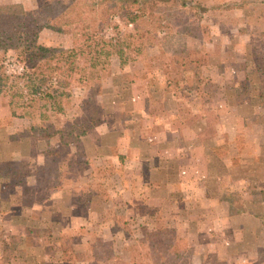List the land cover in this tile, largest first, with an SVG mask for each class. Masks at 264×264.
I'll return each mask as SVG.
<instances>
[{
	"label": "rangeland",
	"instance_id": "obj_1",
	"mask_svg": "<svg viewBox=\"0 0 264 264\" xmlns=\"http://www.w3.org/2000/svg\"><path fill=\"white\" fill-rule=\"evenodd\" d=\"M47 1L0 0V5L17 3L26 10H35ZM208 2L210 6L202 23L208 28L207 32L191 43H184L202 49L207 55L210 53L206 61L212 60L211 64L219 58L228 63L224 65L227 72H222L224 66L217 67L214 72L219 83L212 77L215 83L209 80L208 84L202 82L195 86L189 73L167 75L160 66L144 71V59L120 64L119 59L112 56L108 58L110 65L107 67L103 65L106 58L89 49L79 52L70 35L48 29L41 31L39 42L63 49L67 67L76 65L81 70L84 67L89 70L84 83H80L81 74H74L66 88L69 96L63 101L60 114L51 113L41 120L37 109L24 107V100L16 104L14 115L10 108L5 110L4 125H11V118L26 120L28 126L20 133L22 136L27 135L29 129H36L33 148H37V155L31 164L38 167L44 161L49 162L50 179H45L48 184L44 187L61 188L62 196L54 197L52 191L39 186L37 180H43L42 173L35 171L40 177L30 183L27 188L30 190L22 189L26 196L32 193L35 198L14 199L15 204L11 206L15 215L21 216L20 226L24 227L14 229V234L8 224L3 222L5 229H1L0 223V264H125L129 259L126 247L143 241L142 227L156 223L172 230L179 238L176 245L181 254L179 256L180 251L171 254L172 264H264V244L258 247L259 255L247 253L242 248L235 254H231L229 248L225 251L219 248L221 241L243 240L241 232L230 230L232 219L242 217L243 221L244 215H252L264 226V100L259 105L247 104V96L238 94L236 104H245L237 107L231 103L232 99L230 103L226 99V96H237L229 95V90L245 87L249 82L259 83L252 73L259 60L264 62V43L260 36L264 17L258 20L264 13V6L259 0ZM114 24H118L117 29H112ZM128 31H132V27L117 18L102 30L105 37L117 36L121 40ZM178 45L176 43L175 47ZM166 47L167 56L171 48ZM147 52L159 56L160 49L153 46ZM4 59L6 72L13 81L22 64L11 53ZM168 79L181 83L182 91L175 92L173 98L170 92H164ZM17 84L23 89L25 83L20 79ZM119 84L128 90L115 99L109 89L115 88L117 93ZM262 85L264 87V82ZM156 87L160 89L159 96H156ZM144 93H147L145 101ZM2 105L6 104L0 102ZM144 106L150 108L153 117L180 129L183 134L179 152L180 178L168 179L164 183L167 184L164 193L153 191L155 184L148 179V168L139 159L142 157L139 145L155 132L152 133L151 123L148 127L145 122L144 126ZM93 115L95 121L90 122ZM77 118L84 128L90 124L87 132L95 134L92 136L95 142L100 140L96 138L98 132L92 128L117 131L118 138L113 140L118 141L116 147L108 155L100 151L99 161H89L84 154L86 143H72L61 130L71 128ZM128 145L138 150H125ZM207 179L211 183L206 185ZM8 188L11 192L14 190ZM20 189L18 187L15 192L18 194ZM98 189H104L106 194H100ZM26 204L36 213L31 226ZM46 209L49 211L47 217L43 216ZM71 211L73 216L69 214ZM8 216L4 214V219ZM220 219H224L223 225L227 227L224 231H218ZM261 233L250 232V245L247 246L261 239L264 241V227Z\"/></svg>",
	"mask_w": 264,
	"mask_h": 264
},
{
	"label": "trees",
	"instance_id": "obj_2",
	"mask_svg": "<svg viewBox=\"0 0 264 264\" xmlns=\"http://www.w3.org/2000/svg\"><path fill=\"white\" fill-rule=\"evenodd\" d=\"M259 1L264 6V0ZM209 6L208 0H49L35 10H26L17 3L0 5V98L7 100L13 115L16 104L24 100V107L37 109L39 119L45 120L49 114H60L63 111V101L69 96L66 88L74 74H81L80 83L86 81L88 67L82 70L76 65L67 67L63 61V49L39 42L43 29L70 35L79 52L89 49L97 56L106 58L103 65L107 67L110 65L108 58L112 56H116L120 64L144 59L145 69L152 70L160 66L167 75L187 72L195 86L202 82L208 84L210 81L201 74V68L207 62L205 51L196 46H187L186 43H191L207 32L208 28L202 23ZM263 17L264 13L258 20ZM115 18L132 27V31H128L123 40L117 36L107 38L103 35L104 26L108 27ZM117 27L118 24H114L112 29ZM260 36L264 43V30ZM176 43L178 47H175ZM153 46L160 49L159 56L148 54L147 49ZM166 46L171 48V54L167 56ZM8 53L13 54L17 62L22 64V71L14 75L13 81L4 65V56ZM253 72L252 75L259 83L249 82L247 86L241 85L228 93L246 95V100L251 104L259 105L264 100L262 59L256 63ZM20 79L25 83L22 86L25 92L17 84ZM122 85L116 86L120 87L117 93L115 88L109 89L115 99L125 95L124 92L128 90ZM178 91H182L181 83L168 79L164 92H170L173 98ZM159 94L160 89L156 87V96ZM89 120L94 122V115ZM79 121L77 118L71 128H61L72 143H79L90 126L88 124L84 128ZM9 165L10 178L26 175L22 166L15 163ZM44 174L47 176L46 170ZM10 180L18 182L16 179ZM101 190L105 195V190ZM141 232L143 241L126 247L129 259L125 264H172L171 254L180 251L176 245L179 238L175 232L157 223L142 227ZM248 247L242 248L250 250ZM240 248L236 246L232 253Z\"/></svg>",
	"mask_w": 264,
	"mask_h": 264
},
{
	"label": "crops",
	"instance_id": "obj_3",
	"mask_svg": "<svg viewBox=\"0 0 264 264\" xmlns=\"http://www.w3.org/2000/svg\"><path fill=\"white\" fill-rule=\"evenodd\" d=\"M212 28V27H211ZM213 34V32L211 33ZM40 39V38H39ZM207 55V53H205ZM210 53H208V58H210L209 56ZM223 55V53H222ZM221 55V56H222ZM206 56V58H207ZM212 62V60L207 61L206 64L204 66H202L201 68V74L203 77H205L206 79L210 80L211 82H214L211 78H215L216 79V83H219V77H217L215 70L217 67H223L224 65L228 64L227 62H225L224 60H222L221 58H219L216 62H214L213 64L209 63ZM144 71H146V69L144 68ZM222 72H227V67L224 66L223 71ZM249 72V71H248ZM252 72V71H250ZM220 80H222V78L220 77ZM215 83V82H214ZM149 86V90H150ZM148 92V91H147ZM145 97H147V93H144V101H145ZM239 95L237 96H233L232 98H230V96H226V99L228 100V102L230 103V99L231 103L234 105H237V99H238ZM0 102L3 104H6L5 106H0V216L2 214L3 217L0 218V223H1V229H3L4 224H8V226H10V228L13 230V233L16 234L14 231L15 230H21L23 227L20 226V217L18 214L15 215L14 210L11 208V206H13L14 203V199H20L22 198L24 201L25 200H31L32 198H35L32 193L28 196H26V194H24L25 192H22V189L24 190H30L27 189L30 186V183L34 182V179H36L37 177H40L39 174H37L38 172L35 171H41L42 173V179L40 178L37 180V184L39 186H45L46 184V180L45 179H50V175H49V162L44 161L43 163H41L40 165H38V167H33V165L31 164V162L33 161V157L35 155H37V148H35L36 150H34V131L36 129H29V133L25 136H22L20 133L25 131L28 123L26 120H15V118H11L12 119V123L11 125H4L3 124V120L6 118L7 116V112L5 110L8 111L9 107H8V103L7 100L5 98H0ZM247 104H251L249 101L245 102ZM244 103V104H245ZM244 104H238L237 107H243ZM10 113V112H9ZM9 116V115H8ZM29 119V118H28ZM27 119V120H28ZM146 119H148L146 121ZM154 120V121H151ZM18 121V122H16ZM22 121V122H21ZM150 121V122H148ZM21 122V123H20ZM149 127L148 123H151V130L152 133L150 136H146V138H144V143H142V145H139L140 151H141V156H139V159L141 161L144 162V166L146 165V167L148 168L147 172H148V179H150L153 184H155L153 191L154 192H161L164 193V188L165 186H167V184H164L168 179H178L180 178L179 176V167L181 166V158H179L180 154V140H182V132L179 129L176 128H172V126H167L164 123H162L161 121L158 120L157 117H153L151 112H150V108L147 106H144V126H146V123ZM95 132V130L98 132V135H96L100 141L95 142V140L93 139L92 136L90 135L91 133L87 132L86 136L81 138V143L84 145V143H86V148H85V152L86 153L89 161H99L101 159V154L99 153L100 151L103 152L104 154L108 155L112 149H114V147H116L115 145H117V140L116 143L113 142V140L117 135V131H112L111 129H105V131H100L99 128L94 127L92 128ZM147 129V128H146ZM146 131V130H145ZM144 131V132H145ZM199 131H196V134L198 135ZM130 133H122V135H129ZM146 134V132H145ZM195 134L194 129H192V135ZM103 136V138H102ZM176 136V137H175ZM171 137V138H169ZM102 138V139H101ZM169 138V139H168ZM108 140V143H106V141ZM206 141H210V140H206ZM79 142V143H80ZM2 143V144H1ZM103 143V144H101ZM206 143V142H205ZM39 144V143H38ZM77 145V144H75ZM37 146V145H36ZM204 148H207L208 145H203ZM192 148H195V146H193ZM130 149H136L138 150V148H132L130 147V145H128V148L125 150H130ZM201 151L203 152V148H200ZM105 150H108V153L105 152ZM190 150H194L191 149ZM144 151V155H142V152ZM165 152H172L173 155L170 156H164L162 155V153ZM35 153V154H34ZM24 160H28L29 162L24 163ZM44 160V158H43ZM197 160H200L199 158ZM193 162V161H191ZM9 163H15L18 164L20 166H22V168H24V170H26V175H24L23 177H17L16 178L14 176H12V178L9 177V171L8 169L10 168ZM95 163V162H93ZM194 166V164H193ZM44 170L47 171V176H45L44 174ZM167 170V171H166ZM14 171V170H13ZM14 174V173H13ZM172 177V178H169ZM207 177V176H206ZM83 178V177H82ZM10 179H16L18 182L15 183L11 182ZM72 181V180H70ZM66 182H69L66 181ZM54 183V182H53ZM211 181L207 179L206 181V185L210 184ZM152 184V185H153ZM8 187H13V191H10V188ZM21 188L20 192L17 194L15 192V189L17 188ZM8 188V190H7ZM46 188V187H44ZM48 191H52L51 193H53V196H58L61 197L62 196V190L61 188H52ZM100 191V194L103 193V190L98 189ZM106 192V191H105ZM108 192V190H107ZM109 193V192H108ZM91 196V194H90ZM93 196V195H92ZM97 196V195H94ZM102 196V195H101ZM71 198V197H70ZM91 198V197H89ZM18 204V203H17ZM27 207V212L28 215L27 217H29L30 219L28 221L29 225L31 224V219H34L36 216V213H33V211L29 208L30 205L26 204ZM47 207V206H46ZM45 207V208H46ZM72 210H73V206L71 205ZM8 210H7V209ZM30 209V210H29ZM7 212V213H6ZM44 214L43 216L46 215V217L49 214L48 209H46L45 211H43ZM42 212V213H43ZM55 214V212H53ZM51 213V214H53ZM4 214L9 215L7 219H4ZM71 216H73V213L71 211ZM238 216V215H237ZM252 215L249 216H245L244 215V219L242 221V217L239 219H232L231 220V224L229 226L230 230L233 231V229H235L234 231L237 232H241L242 233V237L243 240H239V241H232L229 243H222L221 241V245L219 246V248L221 250H229V252L231 254H235V252L232 253L233 248L237 247H246L247 245H250V241L248 239V234H250V232H257L262 234V227L263 224L261 223V221H258L256 218L253 219L251 217ZM33 217V218H32ZM55 218V217H54ZM4 219V220H3ZM53 219V218H52ZM224 219H220V230L224 231L227 227H224L225 225H223ZM18 225V228L16 227ZM31 226V225H30ZM29 226V227H30ZM5 229V228H4ZM15 229V230H14ZM10 230V229H9ZM264 241L258 240V242L254 243L253 246L248 247L250 248V250H245L247 253L251 252V253H258V247L263 246ZM224 245V246H223ZM217 245H215L214 247H216ZM253 248V249H251ZM244 249V248H242ZM220 250V251H221ZM254 250V251H253ZM222 253V251H221ZM62 254H64V249L62 250ZM66 254V253H65ZM64 254V255H65ZM231 254H229V257H232ZM259 255V253H258ZM256 256V255H255ZM260 257V256H259ZM69 258V256H68Z\"/></svg>",
	"mask_w": 264,
	"mask_h": 264
},
{
	"label": "built area",
	"instance_id": "obj_4",
	"mask_svg": "<svg viewBox=\"0 0 264 264\" xmlns=\"http://www.w3.org/2000/svg\"><path fill=\"white\" fill-rule=\"evenodd\" d=\"M21 71H22V67L20 66L17 73H20Z\"/></svg>",
	"mask_w": 264,
	"mask_h": 264
}]
</instances>
